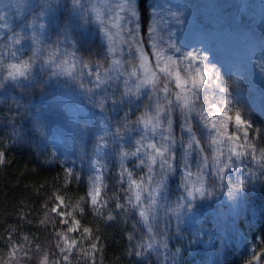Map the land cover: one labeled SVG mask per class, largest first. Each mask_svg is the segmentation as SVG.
Wrapping results in <instances>:
<instances>
[{
    "label": "trees",
    "instance_id": "1",
    "mask_svg": "<svg viewBox=\"0 0 264 264\" xmlns=\"http://www.w3.org/2000/svg\"><path fill=\"white\" fill-rule=\"evenodd\" d=\"M5 2L0 0V139L3 140L0 150L6 152L5 163L0 165V264H45L46 261L51 264L61 260L54 232L66 228L60 218L51 213L57 196L63 198L66 210L80 220V231L70 234V238L88 251L89 244L98 238L96 264H246L264 250V185L256 183L249 199H241L239 208L229 197L230 189L244 178L248 167L258 172L255 161L247 158L242 163L236 161L221 175L204 168L195 145L185 154L186 135L184 146L179 143L182 118H176V114H173L172 127L178 143L174 148L175 160L171 162L173 171L165 180L162 198L154 206L149 224L141 221L139 209L126 203V193L122 191L126 185H121L116 177L120 170L119 152H134L137 142L146 134L135 121L151 110L150 105L154 107L157 103V94L150 88L142 89L139 95H132L125 103L117 105L115 112L111 103L102 109L112 133L125 122L121 119L125 114L129 128L125 131L121 127L123 139L118 145L112 142L110 135L106 140L103 185L107 188L102 186L101 199L108 203L99 214L94 211L87 203L86 180L73 175L68 183L65 182L67 166L61 151L51 137L36 129L32 113L37 99L47 92L52 76H66L94 89L96 104L105 96L109 100L120 99L126 88H133L128 72L132 70V63H136L135 58L130 51L113 55L104 35L91 28L85 15L72 13L70 0L51 1L53 9L44 10L46 26L37 32L27 24L30 19L37 18L45 2L43 5L37 2L33 10L20 18L12 14L8 20L1 10ZM180 4L176 10L182 13L179 17L185 26L207 20L223 25L228 33L244 31L254 41L255 50L264 54V0L258 4L249 0H180ZM145 7L153 19L152 0H146ZM140 35L151 58L150 34L141 31ZM17 39L19 44L14 43ZM50 55H54L55 63L46 62ZM114 59H119L121 64L113 66ZM21 60L34 62L32 76L39 83L33 81L31 86L22 87L5 79L6 65ZM62 60L68 64L63 69L57 68L56 64ZM85 63L88 68L83 66ZM97 65L105 80L100 88H94ZM106 69L109 71L104 76ZM226 85L231 96L234 95L231 107L238 108L253 123L258 131L254 143L257 149L264 148V104L260 97H253L252 87L238 74L230 73ZM192 123L196 125L195 120ZM14 130L22 138L18 139ZM153 139L159 141V130L155 136L148 134L144 142ZM50 156L54 159L49 161ZM141 158L129 157L124 161V167L133 172L134 178L147 173V167L139 163ZM155 171L159 172L158 165ZM187 172L192 173L193 181L202 174L204 187L213 192L212 196H197L194 200L208 201L215 208L210 220L191 216L190 210L178 207L186 196L184 178ZM251 183L246 181V184ZM143 202L148 204L147 198ZM116 203L125 207L116 208ZM109 216L112 219H108ZM189 223L197 229L192 230ZM149 225L153 228L151 234L147 231ZM84 227L91 229L90 234L83 233ZM196 231L199 232L197 236L194 235ZM148 243L153 244L152 249H147ZM14 248L17 249L15 258H10ZM136 251H141L142 255L137 257ZM69 255L71 264H85V260L79 258V251ZM61 264H64L62 260ZM253 264H264V254Z\"/></svg>",
    "mask_w": 264,
    "mask_h": 264
},
{
    "label": "snow or ice",
    "instance_id": "2",
    "mask_svg": "<svg viewBox=\"0 0 264 264\" xmlns=\"http://www.w3.org/2000/svg\"><path fill=\"white\" fill-rule=\"evenodd\" d=\"M71 11L74 15H88V9L85 8L82 0H70ZM146 0H118L115 8L112 9V15L108 21L104 19L107 13H101L96 9H92L95 13V19L103 27L104 35L108 39H112L114 35H123L124 43L128 45L131 55L135 58L136 63H132V70L128 72L129 79L135 78L133 88H126L120 99L102 97L97 102V106L104 109L109 103L113 105L112 110L115 112L116 106L126 102L132 95H139L144 88H150L152 92L157 94V103L155 106H149L150 111L145 112L139 117L135 124L142 126L145 135H142L137 142L134 152L121 150L119 152L120 170L116 177L121 185H126L122 191L126 193L125 201L128 205L139 209L138 215L141 221L149 224L150 214L153 213L154 206L157 205L162 198L165 188V180L168 174L173 171V163L176 152L174 151L178 141L173 134L174 115L176 118H182L180 124L181 140L179 143L183 145V137L187 136V145L185 146V154L188 149H193L195 145L201 155L204 168L214 170L221 175L225 170L230 169L236 161L241 163L245 158L255 161L257 170L248 167L244 173V178L239 179L236 185L232 186L229 191V197L236 201L235 207L239 208L241 199L247 201L252 191L256 187V183L264 185V148L257 149L254 140L258 131L238 108L231 107L233 100L231 91L222 79L221 73L216 64L206 63L208 57L201 51L182 52L180 48L174 44L168 45L173 50V54H166L157 44H151L152 57L143 47L141 31L149 34L155 32L151 13H147ZM51 7V5H49ZM147 13V15H146ZM127 25V27H125ZM118 30V32L114 31ZM15 44L20 41L14 40ZM113 55L115 50L112 49ZM15 56V53H13ZM48 63H55L54 55H50ZM34 62L21 60L16 63H8L6 65V80L15 81L18 86H31L36 78L32 76ZM67 61H60L56 64L57 68L63 69L67 65ZM121 64L119 59H114L113 66ZM88 68V64H83ZM106 69L104 76H107ZM71 74V73H69ZM96 84L94 88H100L105 80L99 71V65L95 72ZM39 83V81H36ZM127 85V81H125ZM87 92L95 95L94 89H87ZM163 103L160 102L161 96ZM19 111V106L17 107ZM195 114V115H193ZM108 118L105 117V120ZM125 122L118 126L114 133L104 124L102 132L104 135L99 137L102 143L97 145V156L100 159L92 161L94 174L89 176V185L87 188V203L98 214L103 207L107 206L108 201L101 199L102 186L104 179V167L101 163L103 157L101 151L107 146L105 136H111L114 144H119L123 139L121 127L127 131L129 128L127 114L121 118ZM196 121L193 125L192 121ZM14 122V121H13ZM119 123V122H118ZM157 130L160 131L159 141L153 139L148 143V134L155 136ZM167 133L165 135L164 133ZM14 135L19 139L22 138L19 132ZM3 147V140L0 139V148ZM129 157H142L139 160L140 165L147 167V173L134 178L133 172L124 167V161ZM54 159L50 156L49 161ZM6 160V152L0 150V165ZM159 166V172L155 171V166ZM185 167L187 164L185 163ZM65 182L73 176V168L64 169ZM203 173V168L201 169ZM192 173L187 172L185 175V191L184 203L178 205L180 209H192V201L198 196H212L213 192L204 187V177L201 174L195 181L191 179ZM222 178V177H221ZM246 181L252 183L246 184ZM199 184V187L196 185ZM247 189V191H244ZM146 194V196H145ZM147 198L148 204H144ZM57 203L51 208V213L60 218V223L65 226V231L56 230L55 247L59 250L61 260L64 264H71L70 255L76 251L80 252V259L85 260V264H96L95 255L98 248V238L95 242L89 244L90 251L82 249L78 245L76 239L70 238V234L80 231V220L75 219L73 213L67 211L63 203V198L57 196ZM83 202V198H82ZM79 207V205H77ZM116 208H124L121 203L115 204ZM82 212L83 209H80ZM183 215V212L180 213ZM108 219H112L111 216ZM83 233L91 232L88 227L83 228ZM149 234L153 232V228L147 227ZM151 238V237H150ZM141 248L144 246L141 245ZM153 244L148 243L147 249H152ZM17 249L12 250L10 258H15ZM264 250L252 257V260L246 261V264H253L258 261ZM55 255V253L53 254ZM137 257L142 255L141 251L134 253ZM61 260H54L51 264H61ZM47 264V261L45 262Z\"/></svg>",
    "mask_w": 264,
    "mask_h": 264
},
{
    "label": "rangeland",
    "instance_id": "3",
    "mask_svg": "<svg viewBox=\"0 0 264 264\" xmlns=\"http://www.w3.org/2000/svg\"><path fill=\"white\" fill-rule=\"evenodd\" d=\"M5 1L1 10L6 20L11 19L12 14L20 18L33 10L37 2H42V5L45 2L44 9L36 14L37 18L30 19L27 24L36 32L42 31L46 26L44 19L47 14H44V10L53 9L51 5L53 0ZM249 1L255 4L262 2V0ZM117 2L118 0H82L85 8L89 10L85 21L90 23L91 28L97 29L104 35L103 27L95 19L92 9L107 13L104 19L108 21ZM177 5H181L180 0H152L154 12L152 21L155 32L150 34L149 44H157L166 54H173V50L168 47L170 44H174L182 52H204L208 57L206 63L216 64L225 82L230 73L238 74L252 87L253 97H260L264 104V54L255 50L252 38L240 30L228 33L223 25L207 20L192 22L185 26L184 21L179 17L181 12L176 10ZM114 31L118 32V30ZM104 37L118 54L130 51L128 45L124 43L123 35H114L112 39H108L105 35ZM149 50L150 59H154L151 47ZM134 79L129 80L132 87H134ZM87 89H89L87 86L69 77L52 76L47 92L41 94L35 103L32 118L36 129L51 137L59 147L67 168L72 167L73 175L84 178L88 188L89 176L94 174L92 161L100 159L97 156V145L102 143L99 140V137L104 135L102 128L107 124L110 129V123L108 119L105 120L106 114L95 103V95L87 92ZM107 138L108 136H105V140ZM106 151L105 148L100 154L103 157L102 164ZM192 207L191 216L198 215L210 220L214 215L215 208L208 201L196 200ZM191 223H189L191 229H197L194 223ZM198 234L199 232L196 231L194 235Z\"/></svg>",
    "mask_w": 264,
    "mask_h": 264
}]
</instances>
